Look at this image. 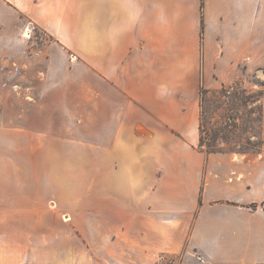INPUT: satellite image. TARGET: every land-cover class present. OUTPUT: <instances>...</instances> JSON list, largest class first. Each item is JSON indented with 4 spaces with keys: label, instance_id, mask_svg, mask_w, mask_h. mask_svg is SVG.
Listing matches in <instances>:
<instances>
[{
    "label": "crops",
    "instance_id": "crops-1",
    "mask_svg": "<svg viewBox=\"0 0 264 264\" xmlns=\"http://www.w3.org/2000/svg\"><path fill=\"white\" fill-rule=\"evenodd\" d=\"M23 17L92 45L101 80L168 76L179 94L262 46L264 0H0V264H264V152L198 149L179 103L168 119L161 102L95 103L92 141L54 130L47 104L6 101L29 89L8 82L35 58Z\"/></svg>",
    "mask_w": 264,
    "mask_h": 264
},
{
    "label": "rangeland",
    "instance_id": "rangeland-1",
    "mask_svg": "<svg viewBox=\"0 0 264 264\" xmlns=\"http://www.w3.org/2000/svg\"><path fill=\"white\" fill-rule=\"evenodd\" d=\"M22 22L23 41L27 52L36 51L35 58H31L32 65L23 61L16 73L18 79L8 82L18 81L23 88L29 89H22L20 96H6V101L16 97L23 102L47 104L48 110L44 107L42 113L48 115L49 121L54 110V130L67 127L73 134L84 135L92 141L98 132L95 103L161 102L165 109L162 115L167 119L173 117L177 108L174 104L179 103L187 120L194 115L198 122V149L209 153L264 152V29L262 46L255 53H247L237 65L226 64V77L221 78L215 63L209 68L213 77L196 81L183 77L178 94V80L168 76L143 80L123 76L120 80H101L94 68L92 45L61 47L56 44L59 38L53 32L38 28L24 17ZM197 49L201 55V47ZM187 64L183 63V66ZM197 65L202 69V62ZM147 75L153 77V72ZM117 82L120 87L125 86L124 92L128 90L131 94H118L115 91ZM111 85L113 94L110 93ZM153 86L154 91L162 92L146 93ZM174 87L176 93H173ZM40 122L44 124L45 120ZM43 124L39 123L40 128ZM178 260V256L172 257L168 264H177Z\"/></svg>",
    "mask_w": 264,
    "mask_h": 264
},
{
    "label": "bare ground",
    "instance_id": "bare-ground-1",
    "mask_svg": "<svg viewBox=\"0 0 264 264\" xmlns=\"http://www.w3.org/2000/svg\"><path fill=\"white\" fill-rule=\"evenodd\" d=\"M26 36H28V35L26 34Z\"/></svg>",
    "mask_w": 264,
    "mask_h": 264
}]
</instances>
